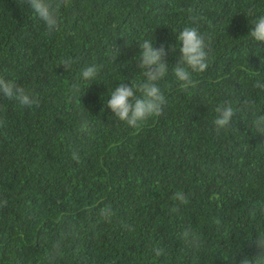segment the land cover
Returning <instances> with one entry per match:
<instances>
[{
	"label": "trees",
	"instance_id": "1",
	"mask_svg": "<svg viewBox=\"0 0 264 264\" xmlns=\"http://www.w3.org/2000/svg\"><path fill=\"white\" fill-rule=\"evenodd\" d=\"M249 7L264 14V0H70L61 31L49 33L24 0H0V78L37 100L25 107L0 94V264H255L264 238V131L254 123L264 114L255 87L264 83V42L250 38ZM185 26L205 35L210 54L207 70L181 88L173 67ZM145 39L168 50L158 82L165 103L133 128L106 103L120 83L145 79ZM67 56L70 71L58 65ZM91 65L98 75L83 80ZM225 102L235 112L217 134L215 108ZM108 204L111 222L99 217ZM185 229L198 246L184 243ZM58 240L61 254L49 260Z\"/></svg>",
	"mask_w": 264,
	"mask_h": 264
},
{
	"label": "clouds",
	"instance_id": "2",
	"mask_svg": "<svg viewBox=\"0 0 264 264\" xmlns=\"http://www.w3.org/2000/svg\"><path fill=\"white\" fill-rule=\"evenodd\" d=\"M32 11L45 23L49 33L60 32L62 29L63 20L60 15V8L70 5V0H56L55 4L49 0H24ZM246 16H252L253 27L249 31L252 41L264 42V14L257 15L255 7L247 9ZM47 33L48 35H50ZM179 47V59L174 68L175 78L181 82V88H187L193 83L191 73H203L209 66V45L206 43V37L195 26H185L177 35ZM140 58L138 59L139 69L143 70L144 80L133 86L131 83H120L110 93L106 105L115 114V117L120 121L125 122L130 127H137L140 122L147 121L149 118L162 114L165 96L158 86V82L165 78L168 73L169 66L165 61L167 51L163 44L156 47L155 44L148 39L139 43ZM177 47V46H176ZM169 50H174L173 46H169ZM119 49L114 47L111 54L115 60ZM75 58L72 56L63 57L58 61V65H63L65 71H70ZM185 65L187 67H185ZM190 70V71H189ZM99 69L96 65H91L84 68L81 72V78L86 81L95 80ZM255 87L264 91V83L257 81ZM137 92L140 95H137ZM0 94L7 100L17 101L21 106L31 107L37 103L34 96L30 94L24 87L16 85L11 81H6L0 78ZM216 117L213 120L215 130L219 134L222 130L228 129L234 110L232 106L225 102L217 105L215 108ZM255 125L260 131H264V114L254 118ZM88 124L85 122L81 126V131H88ZM72 159L79 162V155L73 151ZM174 198L180 203H187L185 195L177 191L174 193ZM6 200H0V208L5 207ZM116 215L111 204L105 205L99 210V217L105 222H111ZM181 239L188 246H198L197 236L190 230L185 229L181 233ZM256 245L261 249V253L255 257V264H264V238H259L255 241ZM63 240H58L53 244L52 250L48 254V259L61 254ZM157 256H160L164 249H154ZM240 264H253V260L244 258Z\"/></svg>",
	"mask_w": 264,
	"mask_h": 264
}]
</instances>
